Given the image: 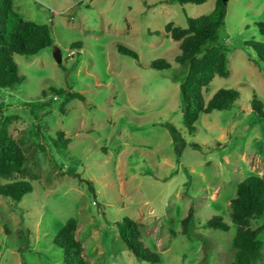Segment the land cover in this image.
Wrapping results in <instances>:
<instances>
[{
  "label": "rangeland",
  "instance_id": "374dc122",
  "mask_svg": "<svg viewBox=\"0 0 264 264\" xmlns=\"http://www.w3.org/2000/svg\"><path fill=\"white\" fill-rule=\"evenodd\" d=\"M12 2L21 19L50 27L53 44L32 56L14 55L23 80L0 88L3 117H10L8 131L24 151V178L32 185L18 203L0 196V264H62L53 238L69 218L76 220L87 264H200L203 254L205 264H230L235 226L229 201L244 178H264V120L250 111L253 93L264 109V63L247 46L264 41L255 26L264 23V0L227 1L216 45L226 49L229 75L215 76L202 94L207 101L230 88L238 99L230 109L200 114L191 134L180 111L178 42L164 27L184 28L187 17L208 14L215 0ZM74 43L80 48H70ZM116 45L134 50L137 59L118 53ZM157 59L170 67L150 68ZM72 91L82 98L67 99ZM165 123L185 143L178 154ZM55 131L68 140L58 148ZM17 179L13 174L0 184ZM190 205L193 227L184 236L180 221ZM214 215L228 225L226 232L203 228ZM124 217L139 225L141 241L159 262L139 261L126 249L115 227ZM263 223L264 214L250 227ZM257 238L263 242L257 264H264V229Z\"/></svg>",
  "mask_w": 264,
  "mask_h": 264
},
{
  "label": "trees",
  "instance_id": "16d2710c",
  "mask_svg": "<svg viewBox=\"0 0 264 264\" xmlns=\"http://www.w3.org/2000/svg\"><path fill=\"white\" fill-rule=\"evenodd\" d=\"M170 1L179 5H200L207 0ZM225 11L226 4L215 0L214 7L208 14L196 18L187 17L184 28L174 26L170 22L164 27L168 36L178 42L179 54L174 57V62L182 66L184 71V76L179 82V101L182 123L188 134L195 131L194 124L200 114L230 109L238 99V91L230 88H219L207 101L202 94L203 89L215 76L225 78L229 75L226 49L216 45L217 31L223 25ZM255 26L258 33L264 36V23L257 22ZM52 44L51 30L47 24H36L21 19L13 9L12 0H0V88L11 89L23 80L18 77V65L14 61V55L32 56ZM247 46L254 53V60L264 63V41L252 40ZM70 48H80V44L74 43ZM116 50L120 54L137 59L136 52L128 47L116 45ZM149 67L161 70L168 69L170 64L163 59H157L152 61ZM52 92L63 94L64 90L52 89ZM66 98L79 99L82 94L72 91L67 93ZM250 111L259 120H264L263 105L255 93L250 100ZM9 124L10 117H3L0 106V179H10L13 174L18 177L17 180L0 184V196L8 198L12 203H18L25 194L32 191V185L24 178L28 175L27 159L20 143L9 134ZM163 127L171 137L174 152L178 154L185 144L179 131L171 123H165ZM55 133V148H58L59 141L68 142L61 131ZM87 190L93 191L89 182ZM263 214L264 178L248 176L236 185L234 197L229 201V218L235 226L230 264H257L263 259V242L257 236L264 229V223L256 228L250 227V221L261 218ZM202 226L222 232L229 228L219 215L210 217ZM115 227L126 249L137 260L147 263L159 262V255L145 247L141 241L139 225L134 220L124 217L115 222ZM192 227L193 209L190 205L180 221L181 234L189 236ZM75 233L76 220L69 218L53 238V244L62 251V264H87ZM197 236L205 247L206 239L200 234ZM18 240L22 244L25 242L22 236H19ZM205 263L206 255L203 254L200 264Z\"/></svg>",
  "mask_w": 264,
  "mask_h": 264
},
{
  "label": "water",
  "instance_id": "95a60500",
  "mask_svg": "<svg viewBox=\"0 0 264 264\" xmlns=\"http://www.w3.org/2000/svg\"><path fill=\"white\" fill-rule=\"evenodd\" d=\"M223 4H226L228 0H221ZM52 57L54 61L59 64L61 62V55L57 46L52 47Z\"/></svg>",
  "mask_w": 264,
  "mask_h": 264
}]
</instances>
